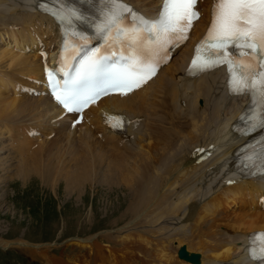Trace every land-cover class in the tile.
I'll return each mask as SVG.
<instances>
[{
	"label": "bare ground",
	"instance_id": "obj_1",
	"mask_svg": "<svg viewBox=\"0 0 264 264\" xmlns=\"http://www.w3.org/2000/svg\"><path fill=\"white\" fill-rule=\"evenodd\" d=\"M38 2L0 0V185L39 175L52 186L63 183L69 195L87 185L123 192L125 211L113 223L127 220L105 235L120 244L117 252L97 235L77 237L90 257L82 255L85 264H253L246 248L250 235L264 230V176L232 171L244 139L231 129L246 98L228 93L223 69L185 74L213 0L198 1L190 39L145 86L81 114L66 113L49 93L45 66L56 67L62 33ZM128 2L145 14L160 4ZM106 116L127 125L114 128ZM0 246L63 264L51 257V244L0 238Z\"/></svg>",
	"mask_w": 264,
	"mask_h": 264
},
{
	"label": "snow or ice",
	"instance_id": "obj_2",
	"mask_svg": "<svg viewBox=\"0 0 264 264\" xmlns=\"http://www.w3.org/2000/svg\"><path fill=\"white\" fill-rule=\"evenodd\" d=\"M91 3V8H86L89 0H39L37 5L62 33L57 67H46V77L52 97L68 113H83L103 96L142 87L200 18L197 0H162L154 15L128 0ZM93 39L101 43L92 46ZM43 56L47 61V53ZM221 66H226L229 91L250 98L240 117L247 131L264 129V0H213L212 20L188 70L203 73ZM106 120L114 128L126 122ZM243 162L264 174V137L245 150ZM249 254L264 264V231L250 235Z\"/></svg>",
	"mask_w": 264,
	"mask_h": 264
},
{
	"label": "rangeland",
	"instance_id": "obj_3",
	"mask_svg": "<svg viewBox=\"0 0 264 264\" xmlns=\"http://www.w3.org/2000/svg\"><path fill=\"white\" fill-rule=\"evenodd\" d=\"M89 186L84 188L82 195H69L63 183L52 186L39 175L30 176L25 180L16 178L1 184L0 235L4 237L0 238H22L33 244L57 242L49 253L63 264H85L82 255L89 257L87 251L75 242L77 237L88 238L97 235V238L101 239L102 247L108 243L116 253L115 247L120 244L105 235L106 232L122 226L127 220L126 215L124 221L113 223L125 211L126 197L120 190L108 189L104 185ZM107 247V254L112 253L110 246ZM134 252L141 253L137 248ZM81 259L82 261H79ZM0 264L48 263L40 260L33 263L16 249H0Z\"/></svg>",
	"mask_w": 264,
	"mask_h": 264
},
{
	"label": "water",
	"instance_id": "obj_4",
	"mask_svg": "<svg viewBox=\"0 0 264 264\" xmlns=\"http://www.w3.org/2000/svg\"><path fill=\"white\" fill-rule=\"evenodd\" d=\"M181 252L182 254H185L184 250H182ZM195 258H197V255L194 254L192 259H195Z\"/></svg>",
	"mask_w": 264,
	"mask_h": 264
}]
</instances>
